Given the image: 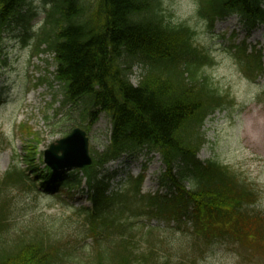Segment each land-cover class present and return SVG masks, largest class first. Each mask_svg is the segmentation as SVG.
<instances>
[{
	"label": "trees",
	"instance_id": "trees-1",
	"mask_svg": "<svg viewBox=\"0 0 264 264\" xmlns=\"http://www.w3.org/2000/svg\"><path fill=\"white\" fill-rule=\"evenodd\" d=\"M47 1L49 27L41 41L54 55L62 107L94 122L104 113L110 121L108 143L92 151V166L52 172L29 163L41 192L85 193L89 201L81 207V234L92 247L85 261L75 256V264H197L224 240L253 255L254 243L264 239V210H257L261 190L229 166L197 158L205 119L232 100L204 73L213 59L194 43L192 28L163 14L161 0ZM203 3L198 14L208 23L235 14L250 30L264 24V0ZM26 5L27 0H0V33L10 25L27 29ZM261 58L256 49L245 48L236 62L252 79L264 69ZM134 66L140 78L132 84ZM153 152L163 163L157 183L166 191L143 194V174L110 189L108 162ZM2 217L0 212V228ZM152 219L163 225L150 226ZM1 243L0 264L19 263L25 252L27 264H52L68 247L59 249L54 237L23 248ZM185 244L189 252L175 262L177 254L160 252Z\"/></svg>",
	"mask_w": 264,
	"mask_h": 264
},
{
	"label": "rangeland",
	"instance_id": "rangeland-1",
	"mask_svg": "<svg viewBox=\"0 0 264 264\" xmlns=\"http://www.w3.org/2000/svg\"><path fill=\"white\" fill-rule=\"evenodd\" d=\"M201 1L161 0L160 3L163 14L173 22H183L192 28L194 43L213 59L210 66L203 67L204 73L232 100L204 121L205 143L197 157L203 162L216 160L229 166L260 189L257 210H264V70L252 80L244 76L233 56L244 45L257 49L264 67V25L251 31L240 24L235 15L208 23L198 14ZM27 3L36 13L29 26L31 32H39L48 5L44 0H27ZM22 38L21 27H14L0 38V212L6 223L2 245L37 240L39 236L34 231L40 228L41 233H49L51 238L53 232L66 230L68 235L61 239L59 249L68 247L58 253L60 260L53 264H75L73 258L77 256L79 261H85L92 247L90 238L81 234L84 224L81 207L88 205L86 197L69 199L39 193L35 188L37 184L29 178L7 172L26 171V163L42 169V151L75 126L86 132L89 151L102 149L107 144L109 119L102 113L94 122L93 118L65 111L61 83L54 75L53 57L34 52V40L24 44ZM139 71L138 67H133V84L140 78ZM30 93H33L32 98ZM161 167L158 155L148 154L137 160L128 157L110 163L107 171L116 176L111 184L113 190L122 187L127 174L135 177L143 172L142 192L150 193L159 189L157 177ZM155 223L151 220L149 224ZM254 245L253 255L243 254V248L233 247L224 240L211 245L207 253L199 256L197 264H264V239ZM167 248L160 252L177 254L173 262L189 252L188 244ZM28 259L25 252L16 264H27Z\"/></svg>",
	"mask_w": 264,
	"mask_h": 264
},
{
	"label": "water",
	"instance_id": "water-1",
	"mask_svg": "<svg viewBox=\"0 0 264 264\" xmlns=\"http://www.w3.org/2000/svg\"><path fill=\"white\" fill-rule=\"evenodd\" d=\"M56 143L51 144L43 152L45 164L53 170L82 168L91 163L87 152V138L81 129H72L69 135L59 139Z\"/></svg>",
	"mask_w": 264,
	"mask_h": 264
},
{
	"label": "bare ground",
	"instance_id": "bare-ground-1",
	"mask_svg": "<svg viewBox=\"0 0 264 264\" xmlns=\"http://www.w3.org/2000/svg\"><path fill=\"white\" fill-rule=\"evenodd\" d=\"M33 97V93H30V98H32Z\"/></svg>",
	"mask_w": 264,
	"mask_h": 264
}]
</instances>
